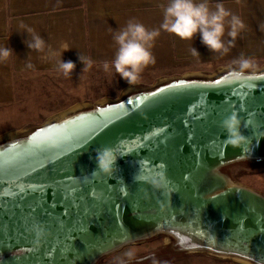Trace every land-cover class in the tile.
<instances>
[{"label":"water","instance_id":"95a60500","mask_svg":"<svg viewBox=\"0 0 264 264\" xmlns=\"http://www.w3.org/2000/svg\"><path fill=\"white\" fill-rule=\"evenodd\" d=\"M217 81L163 85L2 145L0 264H90L162 227L264 262V196L221 172L264 158V72ZM231 112L239 147L223 143ZM105 146L110 175L95 159Z\"/></svg>","mask_w":264,"mask_h":264},{"label":"crops","instance_id":"0c3cea01","mask_svg":"<svg viewBox=\"0 0 264 264\" xmlns=\"http://www.w3.org/2000/svg\"><path fill=\"white\" fill-rule=\"evenodd\" d=\"M169 0H0V47L8 46L14 55L0 61V107L12 109L18 102V91L29 92L38 87L39 77L62 76L57 71L55 58L30 50L24 40L31 39L20 27L21 22L31 27L52 50L62 51L61 59L76 64L75 71L83 70L78 57H90L93 68L103 69V62H111L117 50L113 40L115 31L127 21L135 19L148 29H158L163 22V8ZM200 2V0H197ZM219 2L243 21L235 46L227 54L212 53L201 41L199 34L193 40H182L161 29L151 49L155 63L144 68L147 71H169L177 66L211 63L238 59L241 54L254 60L264 57V0H209L210 6ZM230 19V17H229ZM225 30L223 39H230ZM195 48L199 56H193ZM45 51H48L47 47ZM31 63L32 68L27 65ZM90 69V68H88ZM112 71L115 72L114 68ZM57 72V74H55ZM141 73V75L143 74ZM116 74V73H115ZM112 76H117L110 73ZM42 81L41 85H44ZM23 88L25 90H23ZM211 264V263H207Z\"/></svg>","mask_w":264,"mask_h":264},{"label":"rangeland","instance_id":"374dc122","mask_svg":"<svg viewBox=\"0 0 264 264\" xmlns=\"http://www.w3.org/2000/svg\"><path fill=\"white\" fill-rule=\"evenodd\" d=\"M259 74L264 72V57L255 59ZM231 61L205 65L199 62L177 66L169 71L143 72L138 84L128 85L114 71L99 67L73 71L71 76L39 77V86L29 92L18 91L12 109L0 107V147L29 137L40 136L71 116L92 109L118 105L136 94L155 91L163 85L183 81L222 80L228 77ZM252 73L247 71L246 74ZM57 74V72L55 73ZM44 85H41L42 81ZM23 90H25L23 88ZM83 105V106H82ZM77 109V110H76ZM63 113V114H61ZM13 137H10V136ZM223 176L236 186H244L264 196V158L242 157L221 168ZM133 252L129 258L126 252ZM226 257H225V256ZM228 256V257H227ZM247 260V261H246ZM250 261V262H249ZM264 264L247 253L225 251L198 244L191 236L170 227L152 229L103 252L90 264Z\"/></svg>","mask_w":264,"mask_h":264},{"label":"clouds","instance_id":"9594fccd","mask_svg":"<svg viewBox=\"0 0 264 264\" xmlns=\"http://www.w3.org/2000/svg\"><path fill=\"white\" fill-rule=\"evenodd\" d=\"M163 8V22L158 29H148L141 22L130 19L126 25L115 31L113 40L116 43L117 50L115 57L111 62L104 61L103 69L105 72L113 68L116 75L127 82L128 85L138 84L141 80V73L149 64L155 63V57L151 49L154 46L156 38L159 37L161 29L170 34H174L182 40H193L199 34L201 43L212 53L227 54L235 46L234 41L245 25L241 18L227 10L223 3L217 2L214 8L210 6L209 0H169ZM230 17V19H229ZM24 29L31 39L24 40L26 47L30 50L45 53L48 58L59 56L56 61L57 71L64 76H71L76 64L61 59L62 53L69 50L65 45L62 51H55L46 45L45 40L35 32L34 29L24 25ZM230 37L227 42L223 39L225 30ZM48 51H45V49ZM193 56L198 57L199 53L195 48L191 49ZM14 55L11 47H0V61L7 60ZM85 69L91 68L94 61L90 57H78ZM32 68L33 65H27ZM258 65L253 58H246L243 54L235 59L228 66V82L240 81L244 78L247 71L255 73ZM220 127L227 133L223 143L225 146L239 147L246 141V137L241 133V119L236 112H231L220 122ZM96 164L100 172L111 174L116 163V157L110 147H102L96 150ZM131 258L134 254L131 251L125 253Z\"/></svg>","mask_w":264,"mask_h":264},{"label":"bare ground","instance_id":"6f19581e","mask_svg":"<svg viewBox=\"0 0 264 264\" xmlns=\"http://www.w3.org/2000/svg\"><path fill=\"white\" fill-rule=\"evenodd\" d=\"M83 106V105H82ZM77 110V109H76ZM61 114H63V113H61ZM10 136V135H9ZM10 137H13V136H10ZM225 256V255H224ZM226 257V256H225ZM228 257V256H227ZM247 261V260H246ZM250 262V261H249Z\"/></svg>","mask_w":264,"mask_h":264},{"label":"snow or ice","instance_id":"6c2138e0","mask_svg":"<svg viewBox=\"0 0 264 264\" xmlns=\"http://www.w3.org/2000/svg\"><path fill=\"white\" fill-rule=\"evenodd\" d=\"M217 83H219V81H217ZM154 95V94H153Z\"/></svg>","mask_w":264,"mask_h":264}]
</instances>
